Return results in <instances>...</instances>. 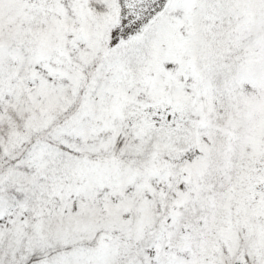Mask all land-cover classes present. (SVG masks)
Here are the masks:
<instances>
[{"label":"snow or ice","instance_id":"snow-or-ice-1","mask_svg":"<svg viewBox=\"0 0 264 264\" xmlns=\"http://www.w3.org/2000/svg\"><path fill=\"white\" fill-rule=\"evenodd\" d=\"M0 264H264V0H0Z\"/></svg>","mask_w":264,"mask_h":264}]
</instances>
